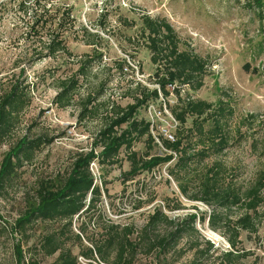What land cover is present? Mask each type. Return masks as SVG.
Here are the masks:
<instances>
[{"label":"rangeland","instance_id":"1","mask_svg":"<svg viewBox=\"0 0 264 264\" xmlns=\"http://www.w3.org/2000/svg\"><path fill=\"white\" fill-rule=\"evenodd\" d=\"M0 3L5 4L0 7V104L15 87L26 95V106L17 117L14 130L0 143V168L21 139L51 140L35 153L32 162L18 168L0 191V215L10 229L0 245V264H53L57 255L46 257L39 246L48 232L61 229L65 231L63 242L78 256L79 264H114L115 254L108 263L98 255L91 260L81 255L88 248L101 245L112 225L135 230L132 237L138 244L135 264H156L155 253L148 254L147 242L139 238L155 208H161L175 220L188 214H209L212 207L192 199L199 196L208 168L216 163L222 166L221 187L226 184L246 187L261 169L264 164V16L259 15L253 0H0ZM37 6L40 11L36 15ZM66 9H74L75 19L74 27L66 33L70 54L46 57L45 44L50 36L65 27ZM142 16L166 19L181 40L180 50L205 60L203 87L192 91L181 86L182 98L227 105L231 111L226 127L230 147L220 156L194 164L190 172H178L174 160L127 183L123 174L130 170V163L124 151L113 167L102 168L94 162L91 172L96 184L103 186V194L90 213L74 219L72 232L61 222H37L26 231L15 232L18 218L38 202L41 184L56 186L64 182L75 156L91 151L111 105L126 107L135 102L133 96L143 88H158L157 67L152 64L140 34ZM44 21L47 25L41 30ZM62 23L63 28L59 26ZM85 30L99 35L95 45H86ZM81 60L83 64L92 61L87 64L86 76L79 77L72 105L59 108L54 103L57 86L77 73ZM124 60L122 71L119 64ZM158 74L163 76V72ZM173 87L177 86L168 87L171 92ZM89 96L97 99L89 107L94 108V115L80 120ZM151 103L157 109L165 108L162 101ZM176 103V95L171 94L166 106L173 107ZM138 117L149 120L147 106L139 110ZM178 126L170 118L158 120L153 135L167 138L166 132H170L177 136ZM135 150L144 153L149 149L139 143ZM151 153L164 155L166 151L158 143ZM181 184L187 194L182 192ZM242 212L237 209L227 212L229 220L234 222ZM259 221V232L253 235L241 232L236 248L229 242V238L235 240L232 223L229 228L215 231L208 221L204 224L198 221L197 233L183 239L167 256L166 264H220L221 254L232 250L248 254L240 264H264V214ZM82 223L86 234L81 235L80 242L76 235L80 234ZM208 242L214 251L196 257L195 246L199 244L198 248L202 249ZM22 252L24 259L20 262Z\"/></svg>","mask_w":264,"mask_h":264},{"label":"trees","instance_id":"2","mask_svg":"<svg viewBox=\"0 0 264 264\" xmlns=\"http://www.w3.org/2000/svg\"><path fill=\"white\" fill-rule=\"evenodd\" d=\"M253 2L259 10V15L264 16V0H253ZM4 5L0 3V7ZM21 5L27 9L26 12L29 11L25 4ZM39 8V6L36 7V15L40 11ZM73 12L74 9L65 10V27L61 32L57 31L56 35L50 36L45 44L46 57H56L58 53L70 54L66 33L74 27ZM35 19H38L37 16ZM141 21L140 34L145 48L150 52L152 64L157 67L159 79L156 84L158 88L154 90L143 88L140 94L133 96L135 102L126 107L116 103L111 105L105 117V124L94 140V147L91 151L81 152L75 156L72 170L64 182L56 186L41 184L38 189V202L30 205L25 214L18 218L15 223V232L26 231L30 225L37 222L44 224L61 222L64 223L63 227L72 232L74 219L90 213L103 194V186L96 184L91 172V164L94 162L102 168L113 167L118 164L119 157L124 151L126 160L130 163V170L123 174L124 182L127 183L140 174L150 173L157 167L174 160L176 161L175 169L178 172H190L194 164L199 165L212 157L220 156L230 147L231 138L226 127L231 119V111L228 110L227 105L223 102L214 105L191 97L182 98L181 86H188L192 91H198L203 87L207 66L205 60L189 51L180 50L181 40L166 19L142 16ZM45 25H47L46 21L40 29L43 30ZM66 25L70 28H66ZM59 26L63 28V23ZM85 33L88 38L86 45H95V38L99 35L88 30H85ZM128 41L132 43L131 38ZM83 62L79 61L80 66L76 74L58 84L59 91L54 99L57 107L66 109L72 105L79 77L86 76L87 64L92 61H87V64ZM124 63L126 64L125 60L119 64L122 71L125 67ZM159 72H163L162 77L159 76ZM169 86L177 87L171 92ZM160 94L166 105L171 94H175L177 98L175 106H167L179 123L175 142H170L162 136L156 138L152 133L150 121L138 117L139 110L148 106L150 101H160ZM24 96L26 95L15 87L0 104V143H3L14 130L17 117L26 106ZM96 100L89 96L87 104L81 110L80 120L94 115V108L89 107ZM189 121H191L190 125H188ZM156 141L165 149L164 155L151 153L153 147L158 144ZM50 143L51 140L41 137L34 140L21 139L9 151L1 165L0 191L6 187L18 168L27 162H32L35 153L45 144ZM139 143H143L149 150L144 153L135 150ZM222 169L218 163L208 168L201 183L199 196L192 198L212 207L209 214H188L183 219L175 220L171 219L161 208H155L148 216L141 233L142 236L139 238L147 242L148 254L155 253L156 264H166L167 256L171 251L176 250L183 239L197 233L198 221L203 224L208 221L209 226L215 231L226 228L232 223L235 240L229 238V242L233 248H236L241 232L252 235L259 232L261 223L259 219L264 214V164L246 187H235L232 184L221 187L219 183ZM176 181L180 182L179 179ZM181 189L184 194H187L182 184ZM232 209L243 211L234 222L229 220L227 214ZM4 223L0 215V245L10 233L8 225ZM83 225L82 223L80 226V234L76 235L80 242H82L81 235L86 234ZM64 232L63 229L48 232L43 237L39 250L46 257L57 255L53 264H79L78 256L63 242ZM134 235L133 227L121 228L119 225H112L101 245L96 244L94 248H88L87 252L81 255L88 260L98 255L103 262L108 263L112 254H115L114 264H135L138 244L132 238ZM195 247H197L196 257L208 255L214 251V246L209 242L202 249L198 248L199 244ZM221 256L220 264H240V260L246 258L248 254L232 250L222 253ZM19 257L21 262L24 259L23 252L19 254ZM31 264L39 263L32 262Z\"/></svg>","mask_w":264,"mask_h":264},{"label":"built area","instance_id":"3","mask_svg":"<svg viewBox=\"0 0 264 264\" xmlns=\"http://www.w3.org/2000/svg\"><path fill=\"white\" fill-rule=\"evenodd\" d=\"M174 89V87H173ZM160 101H162L165 106L164 110L161 109H157L152 103L148 104L147 106V114L149 117V121H150V127L152 130V133L156 127V123L158 120H164L165 118H170L172 121H174L175 123H177L178 121L175 119V117L173 116V114L168 110L164 98L162 96V94H160ZM166 139L169 140L170 142H175L176 138L173 134H171L170 132H166Z\"/></svg>","mask_w":264,"mask_h":264}]
</instances>
